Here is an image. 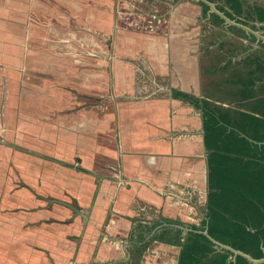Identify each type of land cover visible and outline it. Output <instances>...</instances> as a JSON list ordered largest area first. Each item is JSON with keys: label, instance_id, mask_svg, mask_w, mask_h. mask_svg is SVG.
Instances as JSON below:
<instances>
[{"label": "crops", "instance_id": "0c3cea01", "mask_svg": "<svg viewBox=\"0 0 264 264\" xmlns=\"http://www.w3.org/2000/svg\"><path fill=\"white\" fill-rule=\"evenodd\" d=\"M201 1L223 27L181 31L171 0H0V264H177L209 151L174 93L203 97L209 26L264 41Z\"/></svg>", "mask_w": 264, "mask_h": 264}, {"label": "trees", "instance_id": "16d2710c", "mask_svg": "<svg viewBox=\"0 0 264 264\" xmlns=\"http://www.w3.org/2000/svg\"><path fill=\"white\" fill-rule=\"evenodd\" d=\"M218 1L221 5L216 7L230 19L244 25L260 22L264 30V7L244 8V0ZM198 4L202 17L209 16L212 25L223 27L224 19L209 12L205 1ZM207 29L211 36L203 47L207 64L200 63L206 78L203 97L174 93L201 107L204 145L209 151L206 215L190 226L177 264H253L219 243L253 259L264 256V41L248 50L251 44L210 26ZM235 31L237 36L254 39L242 28Z\"/></svg>", "mask_w": 264, "mask_h": 264}, {"label": "rangeland", "instance_id": "374dc122", "mask_svg": "<svg viewBox=\"0 0 264 264\" xmlns=\"http://www.w3.org/2000/svg\"><path fill=\"white\" fill-rule=\"evenodd\" d=\"M163 2H167V0H164V1L162 0L161 3H156V5L158 4L157 5L158 12L161 15L164 14L167 11V9L169 8L166 4H163ZM245 3H248V6H251L253 3L264 5V0H246ZM169 4L171 6V8H169V9L171 12L173 11L172 14L174 15V18H176L178 20V26H179V29H181V31L193 30V29L197 28V26H199L200 22H199L198 18L199 17H200L199 19L202 18V12H201L199 5H197L196 3L195 4L192 3V0H171V2H169ZM204 22H206L205 19H204ZM204 29H205V27L203 28V31H204ZM209 40H210V36H204L203 37V43H207ZM237 40H239V39H237ZM250 42H252V41H250ZM254 44H256V43H254ZM203 63L207 64V58L205 57V55L203 58Z\"/></svg>", "mask_w": 264, "mask_h": 264}, {"label": "water", "instance_id": "95a60500", "mask_svg": "<svg viewBox=\"0 0 264 264\" xmlns=\"http://www.w3.org/2000/svg\"><path fill=\"white\" fill-rule=\"evenodd\" d=\"M256 47H257L256 45L251 44V48L248 49V50L254 49V48H256ZM69 206H70L71 209H73V210L79 212V210H77L75 207H73V206H71V205H69ZM203 232H204L205 234H207V230H206V229H205ZM215 242H216V241H215ZM219 245H220V246H224V247H226V248H228V249H231V250L234 251L235 253H240V254L244 255V256H245L249 261H251L253 264H260L261 262L264 261V256H263L262 258H260V259H253V258L250 257L248 254H244V253H242V252H240V251L233 250V249L230 248L229 246H226V245H223V244H220V243H219Z\"/></svg>", "mask_w": 264, "mask_h": 264}, {"label": "bare ground", "instance_id": "6f19581e", "mask_svg": "<svg viewBox=\"0 0 264 264\" xmlns=\"http://www.w3.org/2000/svg\"><path fill=\"white\" fill-rule=\"evenodd\" d=\"M8 13H9V12H8ZM8 13H7V14H8ZM129 234H130V233H129ZM126 249H127V248H126Z\"/></svg>", "mask_w": 264, "mask_h": 264}]
</instances>
